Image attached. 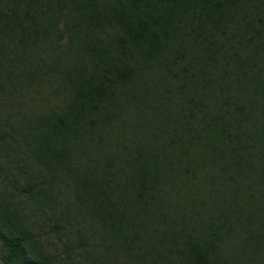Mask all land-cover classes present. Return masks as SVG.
Instances as JSON below:
<instances>
[{"label": "trees", "instance_id": "obj_1", "mask_svg": "<svg viewBox=\"0 0 264 264\" xmlns=\"http://www.w3.org/2000/svg\"><path fill=\"white\" fill-rule=\"evenodd\" d=\"M0 143L122 264H264V0H0Z\"/></svg>", "mask_w": 264, "mask_h": 264}, {"label": "rangeland", "instance_id": "obj_2", "mask_svg": "<svg viewBox=\"0 0 264 264\" xmlns=\"http://www.w3.org/2000/svg\"><path fill=\"white\" fill-rule=\"evenodd\" d=\"M9 147L12 148L9 143H0V212L23 224L28 244L47 255L51 264H122L115 259L113 249L112 252L106 249L109 244L100 242L101 235L94 222L77 209L67 188L56 190L53 185L52 196L45 192L23 193L27 180L20 178L16 171L22 164V157ZM27 178L39 182L32 174ZM57 224L63 225L64 229H58ZM83 239L88 241L89 247L81 246ZM8 261L0 238V264H21L20 261Z\"/></svg>", "mask_w": 264, "mask_h": 264}]
</instances>
